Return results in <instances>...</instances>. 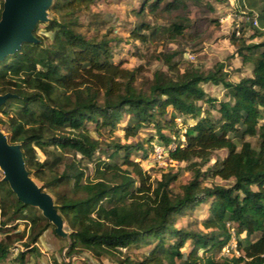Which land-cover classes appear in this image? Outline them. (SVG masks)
Returning <instances> with one entry per match:
<instances>
[{
  "label": "trees",
  "instance_id": "1",
  "mask_svg": "<svg viewBox=\"0 0 264 264\" xmlns=\"http://www.w3.org/2000/svg\"><path fill=\"white\" fill-rule=\"evenodd\" d=\"M96 1L52 0L47 19L33 30L36 40L23 42L0 60V94H9L0 105L1 131L10 143L20 145L26 169L43 181L39 185L43 191L71 185L68 191L51 194L69 233L67 257L89 251L101 261L144 245L141 259L127 255L118 264H264V40L247 43L244 34L232 32L237 53L253 64L252 76L233 82L220 62L206 72L187 69L172 75L157 70L148 88L141 89L136 85L137 69L114 59L112 41L119 39L90 37L78 29L80 17L91 12ZM183 1L168 2L166 8ZM249 4L254 8L256 1ZM3 9L0 0V20ZM41 24L52 34L39 33ZM186 27L174 22L168 29L176 37ZM252 27L264 34L263 26ZM143 29L151 26L141 22L131 37L146 41ZM163 55L169 69L175 70L173 55ZM205 83L222 84L227 90L217 119L201 104L216 100L207 95ZM124 114L129 116L123 127L126 139L152 124L165 145L174 141L162 134L163 129L179 137L177 120H195L182 132L185 140L169 150L172 160L186 162L193 172L180 192L171 187L177 172L167 171L153 180L141 161L132 158L133 149L143 156L153 150V138L147 139L151 145L145 148L144 142H106L88 128L93 122L98 128L115 129ZM246 136L257 137L258 146ZM224 148L227 155L201 171L214 152ZM84 161L92 164V177L86 174ZM207 173L233 183L205 185L201 177ZM207 202L209 215L202 223L208 232L176 227L179 214ZM34 210L36 214L28 215ZM0 219V231L5 233L0 262L20 247L17 264H26L39 252L42 234L55 228L43 210L24 203L1 176ZM23 221L29 227L21 230L18 224ZM231 227L240 255L222 259L199 255V249L221 250L233 236ZM188 239L194 245L186 255L182 248ZM53 264L72 260L54 259Z\"/></svg>",
  "mask_w": 264,
  "mask_h": 264
},
{
  "label": "rangeland",
  "instance_id": "2",
  "mask_svg": "<svg viewBox=\"0 0 264 264\" xmlns=\"http://www.w3.org/2000/svg\"><path fill=\"white\" fill-rule=\"evenodd\" d=\"M256 6L252 8L249 0H184L179 4H172L166 8L168 2L173 0H97L92 6L91 12H86L80 17L81 25L78 29L87 36H104L107 35L111 39H119V43L112 41L115 45L114 59L122 61L123 65L130 69H137L136 85L141 89H147L149 83L154 78L157 70L166 71L170 74H176V71L184 72L187 69H197L200 71H208L212 69L217 63L224 64L225 71L229 74V79L233 82L240 80L242 77L252 76L253 64L251 62H244L241 55L237 53L236 46L231 42L232 32L237 29L241 30V35L244 34L246 42H260L264 40V34L258 33L252 24L253 16L258 18V27L263 26L264 30V15L263 6L264 0H254ZM157 2L154 7L152 4ZM144 12L142 13V11ZM251 12V13H250ZM141 22L149 24L151 29H143L142 32L147 35V40L132 38V31ZM174 22H182L186 24L184 32L172 37L169 32V27ZM155 31L152 33V31ZM45 32V24L39 27V33ZM51 35V32H45ZM173 55L175 62V70L169 69V66L164 62V55ZM203 87L208 96L216 100L210 104L201 102L204 109L209 111L213 118L217 119L219 113V101L228 99L227 90L222 84L205 83ZM172 109H169L166 118H169ZM1 115V114H0ZM129 116L124 114L123 119L115 129L101 128L91 122L88 128L91 134L98 139L106 142L111 140H120L121 142H144V147L149 149L148 154L143 156L142 151L132 150V158L141 161L143 167L151 174L152 179H161L162 174L167 171L177 172L178 179L172 184L174 192H180L183 184L187 183L192 178V170L186 162H178L172 160L169 154H159L156 152V147L161 146L173 147L179 141H184L182 132L185 131L186 124L193 123V118H179L178 128L181 130V135L175 136L173 132L168 129H163L162 134L171 138L169 145L165 140H161L153 125H148L142 128L140 133L134 138H125V131L123 127L126 125ZM5 129V126H2ZM153 138L151 144L147 139ZM246 140L250 141L254 146H258V138L255 136H246ZM169 141V142H171ZM149 144V145H148ZM228 153L227 149L216 150L210 162L201 167V171H205L210 164H213L216 159L224 158ZM39 159L44 160L45 155L38 150ZM86 167V174L93 176V168L91 163L83 162ZM51 173L47 171V178ZM0 176H4V171L0 168ZM34 181L38 185H42L43 181L33 176ZM205 185H231L233 179L225 180L219 176H212L207 173L201 177ZM71 185H61L53 189L46 188V192L52 194L54 190L65 192L70 189ZM36 214V210L30 211V216ZM209 215V203H203L193 209L179 214L176 218L175 225L177 228H187L189 230L208 232L203 225V220ZM1 222V219H0ZM65 224V223H64ZM19 229L29 227L28 221H23L18 224ZM14 228V227H11ZM53 226L49 227L46 237L59 239L62 243L60 249V260L71 259L72 262L83 261L88 264L89 256H93L89 251H79V253L67 257L66 250L69 245V238L67 235H60L56 233ZM234 230L231 227L232 238L221 249L212 250L205 253L204 249H199L198 253L201 257L206 258L212 255L215 259H222L225 257H232L233 255H240L237 249V240ZM45 231V232H46ZM44 232V233H45ZM68 234V230L64 229ZM43 233V234H44ZM42 234V235H43ZM5 235L0 231V239ZM42 237V236H41ZM40 237V239H41ZM241 237H244L242 234ZM44 239V238H43ZM171 238L170 240H173ZM19 243V245H21ZM193 240L188 239L182 251L188 255L193 248ZM16 250H11L8 256L0 262V264H17V253L21 250L20 247ZM146 246L139 248L131 247L124 250L121 254H116L114 258H103V264H118L121 258L127 255L131 260H139L143 257V252ZM90 254V255H88ZM76 255V256H75ZM82 257V259H81ZM56 259V258H53ZM30 263V257L26 264ZM75 263V264H76ZM130 264V263H126ZM202 264H206L203 262Z\"/></svg>",
  "mask_w": 264,
  "mask_h": 264
},
{
  "label": "water",
  "instance_id": "3",
  "mask_svg": "<svg viewBox=\"0 0 264 264\" xmlns=\"http://www.w3.org/2000/svg\"><path fill=\"white\" fill-rule=\"evenodd\" d=\"M52 0H4L0 20V60L21 48L23 42L35 41L33 30L38 22L47 19ZM9 94H0V105ZM0 168L17 196L27 204L38 206L55 224V231L64 232V221L54 206L52 195L43 191L29 175L19 144H12L0 129Z\"/></svg>",
  "mask_w": 264,
  "mask_h": 264
},
{
  "label": "crops",
  "instance_id": "4",
  "mask_svg": "<svg viewBox=\"0 0 264 264\" xmlns=\"http://www.w3.org/2000/svg\"><path fill=\"white\" fill-rule=\"evenodd\" d=\"M47 231L42 235L40 241L37 243L39 252L34 254L33 256H30L29 264H53V261H54L53 258L60 260L59 252H60V249L62 248V243L59 239H56V238L52 239V238L46 237ZM103 262H104L103 258L100 261L91 255L89 256L88 264H103ZM75 263L76 261L72 262V264H75ZM76 264H87V263L79 260V262H77Z\"/></svg>",
  "mask_w": 264,
  "mask_h": 264
},
{
  "label": "built area",
  "instance_id": "5",
  "mask_svg": "<svg viewBox=\"0 0 264 264\" xmlns=\"http://www.w3.org/2000/svg\"><path fill=\"white\" fill-rule=\"evenodd\" d=\"M254 20V23L253 25L254 26H258V18L257 16H253L252 18ZM241 34V30L240 29H237L236 30V35H240ZM173 147L169 146V147H161V146H157L156 147V152L159 153V154H163V153H166V154H169V150L172 149Z\"/></svg>",
  "mask_w": 264,
  "mask_h": 264
}]
</instances>
